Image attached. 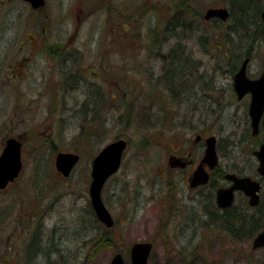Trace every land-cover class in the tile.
Here are the masks:
<instances>
[{
    "label": "rangeland",
    "instance_id": "1",
    "mask_svg": "<svg viewBox=\"0 0 264 264\" xmlns=\"http://www.w3.org/2000/svg\"><path fill=\"white\" fill-rule=\"evenodd\" d=\"M45 1V7L38 11H32L21 3L4 5L0 1V151L6 137L19 136L23 141L24 162L17 181L7 191L0 193V260L11 256L13 261L16 257L18 261L21 259V264H109L117 252L123 256L124 264H130L128 254L132 244L149 241L153 248L148 264H264V248L250 250L251 240H230L222 234L214 235V230L205 227L200 229L201 250L191 247L189 250L193 251L184 253V258L173 254L171 245L176 240L180 241V238H172L171 233L167 232L168 216L165 208L169 207L170 201L153 202L150 199L151 190L157 188L159 177L156 172L168 167L165 160L167 152L175 150L179 144L189 146V137L193 142V153L197 152L200 147L203 148V144L194 142L195 136L199 134L216 137L222 166L228 163L232 171L250 176L256 174L257 161L252 153L258 143L247 144L244 141L238 144L237 140L244 129V112L247 113L249 96L240 101L236 96L235 99L230 96L233 76L211 70L204 74L199 72L201 76H196L193 81L195 84L188 87L190 110L181 106L177 112L171 104L160 109L156 106V99L151 95L148 97V91L154 89L150 67L155 66L160 70L161 65L148 59L149 55L143 47L147 43L145 38L154 27H157L159 34L162 33V23L174 13L175 0H96L97 3L94 0ZM222 1L188 0L201 16L208 7L224 6ZM106 5L110 6V10H106ZM111 6H115V9ZM71 38L75 46H93V55L102 53L101 49L105 47L112 49L108 55V69L114 110L107 116L106 130L102 126L94 128L89 111L65 119L58 118V114L51 115L57 99L51 94L42 95L39 92L40 84L35 74L30 73L28 77L26 73L24 78L15 80L14 91L9 83H5L11 76V72L5 70L8 65L5 59L20 55L17 49L19 42L25 43L26 49L30 51L34 50L39 40L45 39L43 48H46L47 43H55L56 40L67 42ZM217 44V41L212 40L207 49ZM97 45L102 47L97 48ZM183 46L184 51L191 49L195 59L202 63L216 64L214 53L201 52V44L190 42ZM169 48L165 47L163 53H167ZM163 65L165 69L173 68L168 61H164ZM98 67L92 71L102 76L104 69ZM260 70V62L254 59L248 67V76L256 77ZM27 71H32V68ZM45 74L46 80L50 77L51 81L57 79L54 71ZM119 76L126 80H121ZM208 79H216V83H209ZM165 80L163 85L166 84ZM211 87L216 88L210 90ZM125 89L127 96L121 98ZM214 100L221 104L216 106ZM82 115L89 118H83ZM96 130H100L102 135L98 141L93 135ZM233 132L235 134L229 138ZM122 137L127 140L128 148L123 153L119 171L105 184L101 195L115 223L112 229L114 242L109 248L96 244L87 246L84 241L94 238L99 232L89 222L85 209L61 210L86 205L88 197L85 189L90 183L93 156L104 144ZM233 140L237 142L232 143ZM57 151H73L81 159L66 182L57 180L53 184L50 180L58 173L51 161ZM20 182H23L22 186L25 185V190L44 184L41 192L46 196L40 195L37 200L46 206V202L54 198L58 211L36 213V216L26 214L28 222L35 224L37 220L43 219L45 226L42 233L44 242L40 248L46 256L30 259V263L24 262L25 258L20 257L23 252L18 251L26 244V240L36 238L38 231L30 227L25 232L18 226L20 215L16 214L24 207L20 194L24 188H21ZM79 193L82 198L75 205L74 195ZM54 224L58 228L52 232L51 225ZM10 236L12 240H9ZM12 250L16 257L10 253ZM32 250L35 255L39 249L35 245Z\"/></svg>",
    "mask_w": 264,
    "mask_h": 264
},
{
    "label": "flooded vegetation",
    "instance_id": "2",
    "mask_svg": "<svg viewBox=\"0 0 264 264\" xmlns=\"http://www.w3.org/2000/svg\"><path fill=\"white\" fill-rule=\"evenodd\" d=\"M95 3L98 1L94 0ZM105 2L104 0H101ZM115 1V0H112ZM2 2L8 3L9 1L2 0ZM13 2V1H11ZM106 7L110 10V6L106 5ZM105 9V7H102ZM112 9H115V6H111ZM45 39L42 41L39 40L34 45V50L28 51L26 49V44L23 42L18 43V57H10L8 59H5V63L8 62V65L6 67V72L10 71L11 76L8 78V80L5 83H9V87L14 91V87L16 84L14 83L15 80L22 79L26 76V73L28 74V77L31 74H35L38 77V82L40 84L38 90L39 92L44 94H51V97H55L57 99L56 107H53V112H51V115L58 114V118L65 119L66 117H75L76 113H84L89 111L90 115L89 117H92V121L94 124V128L98 129L99 126H102L104 129L107 128V116L111 111L114 110V95L113 90L110 87V69L109 68V52L112 50L110 48L105 47L104 50L101 49L100 54L96 52L95 55L92 54L93 52V46L91 45H84L82 46H75L73 38L68 40L67 42H62L60 40H56L55 43H47L46 48ZM144 41V40H143ZM154 46L150 48V45L145 42V45L143 46L144 49H146V54L149 55L148 59H151L152 61L155 60V62H158L159 65H161V69H156L155 66L150 67L152 70H150V79L153 82V88H154V94L156 95V106L162 107L173 105L172 108L176 109L177 100L176 98L171 97L172 93L169 91L170 88L167 87L170 76V71L168 69H165L163 62L164 60L163 52L164 48L167 45L160 44L158 41L154 42ZM39 44V45H38ZM51 45H53L52 48ZM110 45V44H109ZM183 46V45H181ZM101 48V45H97V48ZM184 47V46H183ZM88 48V49H86ZM118 49L120 50V44H118ZM117 49V50H118ZM86 53V54H85ZM16 52H14L13 56H15ZM166 55V54H165ZM167 62V61H166ZM98 63V64H97ZM97 65H99L98 68L104 69V74L102 76H99L98 73L93 72V69L97 68ZM32 68V71H30ZM1 69V68H0ZM8 69V71H7ZM48 69V70H47ZM29 70L30 72H28ZM54 71L57 74V79L46 80V72ZM260 74V73H259ZM121 80H126L123 76H119ZM166 78L167 81L164 79ZM162 79V82L160 81ZM164 80L166 84L163 85ZM122 98L127 96V89H125L122 92ZM188 96V94H187ZM50 98V97H49ZM59 98V100H58ZM51 99V98H50ZM52 100V99H51ZM164 109V108H163ZM101 112V118L99 117V114ZM167 112V111H166ZM67 113H72L67 114ZM177 114V113H176ZM83 116V115H82ZM175 114L173 115V117ZM83 117H87L83 116ZM87 117V118H89ZM86 118V119H87ZM162 124V123H161ZM175 125V124H174ZM106 130V129H105ZM100 130H96L94 132V136L96 138V141L98 139L100 140L102 135H100ZM200 136V135H199ZM13 136H8L6 138H10ZM5 138V139H6ZM16 138L20 143V149L23 151V141H21V138L19 136L14 137ZM116 139V138H115ZM203 137L200 136L199 140L194 141L196 143L203 144V148L200 147L197 152L193 153V142L190 137L188 138V141L190 142L189 146L184 145L181 146L180 144L177 146V148L173 151L167 152V156H165V160L167 162V169H164L161 171L158 170L157 175L159 177L157 188L156 190H151V196L150 199H152L153 202L163 201V202H169V207H166L167 210V232L168 234L171 233L172 238H180V241H177L175 243H172L171 249L173 250V254L176 253L179 256L181 255L183 258L184 253L189 251L188 253H191L193 250H189L191 247H198L199 250L202 249V242H201V230H200V221L202 220L199 216V208H198V201L200 202V205L202 204L201 200L202 198H209V200L212 202L210 203L215 208L220 209L221 211H225V209H233L237 203H245L252 209H257L259 206L264 208V175H261L259 172L256 171L259 161H257V158H255V161H257V165L255 168L256 174L254 176L250 175H244L243 173L236 172L235 170L232 171L230 169V166L228 163L223 164L220 163L219 160V153L217 152V146H216V152L218 155V164L214 166L212 169L209 168L208 165L204 164V170L207 172L208 175V181L206 184H201L200 186L192 185V181L194 178L195 169L200 164V160L202 159L204 155V142L202 141ZM260 144V143H259ZM258 144V146H259ZM264 144V143H263ZM45 147V146H44ZM43 147V148H44ZM256 151V150H255ZM253 151V153L255 152ZM61 151H57L56 154ZM55 154V152H52ZM64 153H72L74 155L78 156V161L76 165L72 168L73 170L71 173L75 170L74 168L78 165V162L80 161V155L73 151H67ZM252 153V154H253ZM55 157V156H54ZM174 159L177 160L178 164L175 167H172L169 165L170 161ZM42 163V162H40ZM52 166L55 170L56 161L55 159L51 161ZM24 164V162H23ZM44 165V163H42ZM23 169V168H22ZM58 173V176H54L52 178L51 183L54 184L57 180L66 182L68 178L71 177V174L68 175V177H63L60 173V171L56 170ZM236 174L238 177H246L249 176L251 179H254L255 181H258L260 183V189L257 192L258 196V203L256 206H250L249 205V197L247 195H244L241 191L235 190L233 193L234 200L231 206L226 207L225 209H221L216 204V192L219 189L229 188L232 186L231 182L226 179L227 174ZM21 175V173H20ZM17 180L12 181L9 183L6 187L0 189L1 192L7 191ZM23 183V182H22ZM22 183L20 182L21 188L23 187L24 190L20 191L21 198L24 200L22 207V211L18 212L16 215H20L18 221L20 222L18 226L22 231H25L28 228L37 229L38 235H36V238H30L26 240V244L21 247V250L18 251V253H21L22 258L24 262H31L30 259H36L38 256H46L43 249L40 248V244H42V241L44 242L43 232L45 226H43V219L37 220L36 223L34 222H28V217L26 214H35L36 213H47V212H58L55 209V206L57 203H55V199L51 198L48 202H46V206H44L37 198L42 195L46 196L43 192L44 187L43 185L40 187V185L37 187H32L30 190H25V185L22 186ZM50 183V182H49ZM50 183V184H51ZM213 183V185H212ZM90 184V183H89ZM88 184V187H89ZM52 185V184H51ZM66 186L67 183H66ZM43 187V188H42ZM87 191V199H86V205L81 206L78 208L77 206L74 208L69 209H62L61 211H69V210H80V209H91V203L89 202V191ZM50 189V188H48ZM32 193V194H31ZM43 193V194H42ZM263 193V194H262ZM29 196V199L26 200V196ZM82 195L75 194L73 203L76 205L78 203V200ZM173 201V203H172ZM179 201V202H177ZM210 207V205H209ZM6 216V215H3ZM264 217V216H263ZM264 225V218L262 221V224L260 226L259 232L263 229ZM49 227V226H48ZM30 228V229H31ZM57 228L54 225H51V231L55 232L57 231ZM12 229V228H11ZM259 232L252 238L250 241V244L253 243L254 238L259 234ZM189 237V238H186ZM23 243L25 241V233L23 235ZM11 239V236L9 238ZM178 244L179 246H177ZM23 245V244H22ZM37 245V254H33V247ZM108 247V246H106ZM109 248V247H108ZM12 255L15 256V251L12 250L10 252ZM180 256V257H181ZM18 257L14 258V261L12 260V257L4 258L0 260V263L2 264H21L20 261H18ZM44 260V258H43Z\"/></svg>",
    "mask_w": 264,
    "mask_h": 264
},
{
    "label": "trees",
    "instance_id": "3",
    "mask_svg": "<svg viewBox=\"0 0 264 264\" xmlns=\"http://www.w3.org/2000/svg\"><path fill=\"white\" fill-rule=\"evenodd\" d=\"M222 2L224 7H228V20L222 22L219 19H213L204 22L202 16L191 7L188 0H175L173 2L174 13L162 23V33L159 34L157 27H154L152 32L146 35L145 41L150 45V48L154 46L155 41L160 44L166 43L165 47L169 46L171 48L167 49L166 55L163 53V58L169 62V65H173V68L168 69L171 77L167 87L170 88L171 97L177 100V112L181 106L189 109L188 87L195 84L193 81L196 76H201V74L210 70L228 74L229 77L233 76L245 58H248L250 63L252 60L258 59L261 69L264 67V23L260 16L261 11L264 9V0H223ZM106 10L109 9L106 8ZM212 40L218 42L217 46L213 45L210 49H207V45ZM174 41L177 43H171ZM190 42L194 43V45L201 44L203 49L201 52L206 54L213 52L216 64L202 63L195 59V54L193 51L191 52V49L184 51L181 45H184V43L189 44ZM52 47L53 45L49 48ZM183 55H185V59ZM185 71L186 74L183 75ZM208 82L216 83V79H208ZM215 88L211 87L210 90H215ZM154 91V89L153 91H148L149 98L150 95L152 98H156ZM230 96L234 99L236 96L232 85L230 87ZM214 104L217 106L221 103L218 100H214ZM244 117L245 125L241 136L237 139L239 140L238 144L244 141H247V144L249 142L264 143V113L259 124V133L255 137L251 135L249 118L246 112H244ZM219 134H222V132H219ZM234 134L235 132L228 137L231 138ZM235 142L237 141L233 140L232 143ZM200 200L202 202L200 205L198 201L199 216L202 219L200 221V229L205 227L214 230V235L220 236L222 234L224 238L227 237L235 241L241 239L252 240L261 229L260 226L264 218V208L261 206L257 209H252L245 203H237L233 206V209L227 208L225 211H221L210 204L212 202L209 198ZM85 213L89 222L95 225L99 234H95L96 236L94 237L98 242L96 241L95 243L93 237V240L90 238L84 242L87 246L96 244L98 247H110L114 242L112 229H107L100 224L96 220L92 209H85ZM245 251L249 253L248 250Z\"/></svg>",
    "mask_w": 264,
    "mask_h": 264
},
{
    "label": "water",
    "instance_id": "4",
    "mask_svg": "<svg viewBox=\"0 0 264 264\" xmlns=\"http://www.w3.org/2000/svg\"><path fill=\"white\" fill-rule=\"evenodd\" d=\"M23 1L31 4L34 9L44 6V0ZM260 16L264 22V10L261 12ZM212 18H219L222 21H227L228 9L225 7L208 8L205 10L202 19L206 21ZM242 62L241 67L233 76L232 84L238 100H242L246 95H250L247 115L250 119L252 136H255L259 131L258 126L264 113V68L257 78L250 79L246 73L249 61L246 58ZM199 137H196L195 141L199 140ZM215 140L216 138L213 135L203 140L205 144L204 156L199 163L200 165L195 169L192 185L200 186L201 184L207 183L208 175L204 170V164L208 165L210 169L217 165ZM126 147L127 145L124 139L113 141L103 147L91 163V182L88 189L91 206L98 221L105 224L108 228H111L114 223L110 212H108L103 201H101L102 187L108 180L107 178L119 170L122 161V153ZM2 150L0 154V188L5 187L8 182L16 178L21 169L20 143L15 138H10L6 141ZM253 155L257 158V161H259L256 171L264 175V144H261ZM55 159L56 169L65 177L68 176L71 168L78 161L77 156L69 153H59L56 155ZM177 164V160L174 159L169 163L172 167L177 166ZM226 179L232 183V186L217 190L216 204L218 207L225 209L231 206L234 200L233 193L235 190L241 191L244 195L249 197L250 206L257 205L259 196L257 192L260 189V183L258 181L251 179L249 176L238 177L236 174H227ZM262 228L263 229L253 240L251 245L252 250L264 247V225ZM151 249L152 244L150 242L134 243L129 252L130 263L147 264ZM109 264H124V261L122 256L116 253Z\"/></svg>",
    "mask_w": 264,
    "mask_h": 264
}]
</instances>
